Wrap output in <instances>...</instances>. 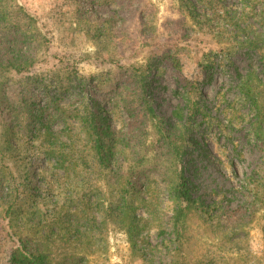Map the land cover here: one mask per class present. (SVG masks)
<instances>
[{
    "label": "rangeland",
    "instance_id": "obj_1",
    "mask_svg": "<svg viewBox=\"0 0 264 264\" xmlns=\"http://www.w3.org/2000/svg\"><path fill=\"white\" fill-rule=\"evenodd\" d=\"M15 1L37 19L50 41L49 66H36L33 74L45 73L53 66L76 69L87 80L92 99L100 102L110 127L123 141L127 154L123 167L133 165V182L140 192L133 198L137 199L134 207L142 219L143 241L138 240L137 249L133 250L125 234L110 228L99 242L101 250L89 256L87 264H171L176 249L170 242L174 241L175 205L166 186L181 168L184 170L180 173L191 180L193 187L182 240L185 261L264 264V204L251 205L257 184L247 186L246 182L255 172L263 175L264 160L252 134L254 115L237 88L238 74L245 76L255 71L264 81V72L255 54L247 55L246 48L233 44L245 39L235 30L233 23L237 20L244 23L242 26L248 24L257 32L262 31L257 13L262 11L264 0ZM214 11L218 12L217 17L213 16ZM204 17L210 19L207 24H198ZM235 35L238 38L231 39ZM148 64L154 65L151 75L158 73L150 99L156 118L147 122L148 116L138 109L136 124L131 125L121 104L112 110L111 100L115 98L111 89L123 85L126 71ZM19 79L13 77L14 83L7 82L9 100H14V92H19ZM186 85L197 87L189 98L203 111L189 121L186 129L178 124L175 134H184L197 144L189 146V154L176 164L163 157L154 126L159 120L163 124L175 123L173 113L187 103L183 91ZM55 91L51 87L35 95L44 103ZM64 97L70 107L79 105L73 100L77 96ZM185 119L184 116L181 123ZM4 123L0 117V172L15 174L21 191L25 186H38L41 169L47 168L48 163L39 141L18 140L19 135L6 140L2 137ZM74 124L65 128L59 123L53 130L61 132L64 149L76 151L80 134ZM133 152L137 153L134 158ZM139 159H143L140 164ZM88 180L90 187H102V198L110 199L107 178L100 181L93 174ZM64 187L71 189L68 184ZM70 193L67 199L61 197L59 204L73 210L77 200L75 192L68 199ZM23 207L27 209L28 205ZM5 227L0 220V264H10L14 247Z\"/></svg>",
    "mask_w": 264,
    "mask_h": 264
},
{
    "label": "trees",
    "instance_id": "obj_2",
    "mask_svg": "<svg viewBox=\"0 0 264 264\" xmlns=\"http://www.w3.org/2000/svg\"><path fill=\"white\" fill-rule=\"evenodd\" d=\"M257 14V23L262 31L257 32L248 24L242 26L244 23L237 20L233 23L235 30L245 39L233 44L246 48L247 55L255 54L261 72H264V7ZM217 15L218 12L214 11L213 16ZM209 20L204 17V21L197 23L204 26ZM238 35L231 39L236 40ZM49 45L50 41L36 18L15 0H0V117L5 120L2 137L14 140L19 135L18 140L29 138L39 141L48 162L47 168L41 169L38 186H25L22 191L18 188L15 174L0 172V220L5 223L7 235L14 243L10 264H87L89 256L101 250L99 242L110 228L125 234L132 249L136 250L137 241H143L144 230L142 219L134 207L137 199H133L140 192L133 182V165L123 167L127 159L123 141L110 127L100 102L92 99L91 92L87 90V80L76 69L53 66L50 71L33 74L36 66L40 69L49 66ZM153 69L154 65L148 64L126 71L123 85L111 89L115 98L111 100L112 110L121 104L131 125L136 124L139 110L148 116L147 122L156 118L150 103L153 84L158 77L157 72L151 75ZM237 76V88L244 104L254 115L252 134L264 160V81L255 71ZM13 77H20L17 82L19 92H14V100H9L6 88L8 83H14ZM51 87L56 90L55 94L47 97L44 103L39 101L35 94ZM196 89L195 85L183 88L187 103L173 113L174 124H163L159 120L154 126L156 143L161 145L163 157L175 160L176 164L189 154V146L197 144L196 140L187 139L184 134H175L179 123L186 129L189 121L203 111L189 98ZM76 90L78 93L74 92ZM67 94L77 96L78 99L73 100L79 105L70 107L71 104H65L67 99L64 96ZM83 94L87 99H83ZM184 116L186 119L181 123ZM59 123L65 128L71 123L78 126L79 149H64L60 141L61 132L53 130ZM6 145L10 149V145ZM131 156L134 158L137 153L133 152ZM141 162L143 159H139L138 163ZM183 170L176 171L175 180L166 186L169 199L175 205L174 241L170 242L176 249L171 264H189L182 257V240L192 205L193 187L191 180L180 173ZM93 174L100 181L107 178L110 199L101 197L102 187H90L88 178ZM54 177L58 179L52 182ZM27 180L31 182L29 178ZM246 182L249 183L247 186L257 184L254 189L258 195L255 194L251 205L257 202L264 204V173L260 176L255 172L247 177ZM66 184L71 189H66ZM69 192L68 199L75 192L74 200H77L73 210L64 207V203L59 204L60 198L67 199ZM24 205H28L27 209Z\"/></svg>",
    "mask_w": 264,
    "mask_h": 264
}]
</instances>
